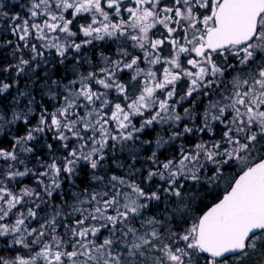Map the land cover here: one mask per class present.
Instances as JSON below:
<instances>
[{
	"label": "snow or ice",
	"instance_id": "6c2138e0",
	"mask_svg": "<svg viewBox=\"0 0 264 264\" xmlns=\"http://www.w3.org/2000/svg\"><path fill=\"white\" fill-rule=\"evenodd\" d=\"M5 8L0 264H264V0Z\"/></svg>",
	"mask_w": 264,
	"mask_h": 264
},
{
	"label": "trees",
	"instance_id": "16d2710c",
	"mask_svg": "<svg viewBox=\"0 0 264 264\" xmlns=\"http://www.w3.org/2000/svg\"><path fill=\"white\" fill-rule=\"evenodd\" d=\"M5 3L7 4V8L4 9L5 11H9L12 14H14L16 12H21V14H23L22 6H23V3H24V0H5ZM9 23H10V21H9ZM5 27H6V25H5L4 20L0 19V31H2L3 28H5ZM0 38H2V39H12L13 37L11 36L10 33H6L5 32L4 35L2 37H0ZM115 47H116L115 44H113L110 41L109 42H100L98 47H96V48L89 47V48H86L84 51L91 57L92 61L95 63L99 59V55H98L99 52L102 51L106 55L113 56V53L115 52ZM7 52H10V49H8L5 52V55H7ZM113 58H115V57L113 56ZM55 67L58 69V71L55 72V74H53V79H58V78L63 77L65 75V70H64L63 66L57 64V65H55ZM68 67H69V70H70L71 69V64L70 63L68 65ZM81 70L82 71L88 70L87 65H85V67L83 69H81ZM37 71H38V76L42 77L43 74H44V71H47V69H44V71H41V70L38 69ZM69 78H71L70 75H69ZM8 82H11V81L9 80ZM43 83H44V81H43V79H41L39 84L33 85L32 80H25V79L21 78L18 87L21 90L31 89L32 92H33V95L36 98V100H40L42 91H46V89L42 90V88H41V85ZM15 94H16V87H13L12 89L9 90L8 93L3 94L4 102L6 104L10 103L11 102V96L15 95ZM45 99H47V97H45ZM26 103H27L26 100L22 101L20 107L23 108L26 105ZM38 110L39 109L37 108V111ZM35 119H36V116L33 115L31 117L32 123H35ZM181 127H182V125H181ZM148 131L151 132V134L150 135H142L141 139H153L154 140L155 137H156L157 132H159L160 129L157 128L156 131H151V130H148ZM23 132H24V125H23L22 122L18 121L16 126H14L8 132V136H6V137L5 136H0V140H2L3 143L6 145V144H8L10 142L11 135H13V134L21 135V134H23ZM164 138L167 139V134H164ZM44 143H45V141L42 139L41 140V144H44ZM175 143L178 145L180 143V141H176ZM173 147H174V145H166L165 146V148L169 149V150L172 149ZM154 148H155L154 144L153 145H145V146H143L140 149L141 158L150 155L151 151ZM45 151H46V149H45ZM161 151L164 153V155L160 156L161 159H163L165 155L169 154V151H166V150H163V149ZM117 158H118V160L120 162H130V161H128L127 153H117ZM137 167H141V164L137 163ZM117 174H121L120 170H117ZM77 182L79 183V181H77ZM24 183H31L30 178H25ZM222 188H223V185L221 186V191H222ZM213 199H214V197H208V201L209 202H211Z\"/></svg>",
	"mask_w": 264,
	"mask_h": 264
},
{
	"label": "rangeland",
	"instance_id": "374dc122",
	"mask_svg": "<svg viewBox=\"0 0 264 264\" xmlns=\"http://www.w3.org/2000/svg\"><path fill=\"white\" fill-rule=\"evenodd\" d=\"M185 106H187V105H185ZM181 111H182V109H180Z\"/></svg>",
	"mask_w": 264,
	"mask_h": 264
}]
</instances>
